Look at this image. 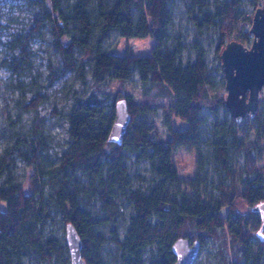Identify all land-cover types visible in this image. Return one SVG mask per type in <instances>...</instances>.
<instances>
[{
    "label": "rangeland",
    "instance_id": "1",
    "mask_svg": "<svg viewBox=\"0 0 264 264\" xmlns=\"http://www.w3.org/2000/svg\"><path fill=\"white\" fill-rule=\"evenodd\" d=\"M79 1L0 0V164L4 156L14 160L10 171H5L0 178V186H6L5 181L10 173L26 195L35 191L42 194L39 198L49 207L51 218L41 222L32 219L30 226L36 235L42 238L55 237L63 245H66L65 223L53 195L59 187V181L64 178L60 166L62 156L71 148L67 115L77 101L92 93L103 99L108 114L112 110L111 95L115 92L131 94L134 102L142 100L143 83L138 64L147 61L155 45L153 36L127 40L118 31L111 30L103 42L104 49L121 57L136 56L138 64L117 68L96 87L92 68L93 45L98 32L91 37L87 49L75 44L70 57L63 50L70 41L82 37L79 25L71 17L74 5ZM227 2L229 0H169L172 22L165 31L167 47L180 50L177 64L181 68L193 65L198 48L204 49L211 98L223 100V104L216 105L214 109L202 108L203 123L196 147L177 145L173 149L178 181L171 184L170 190L178 199L199 195L211 206L225 196L235 181L243 187L256 175L246 169L245 150L233 143L231 135L228 137L231 172H227L216 160L214 142L221 137L223 126L228 129L230 124L234 125L247 143H259L257 172L264 177V132L263 125L257 129L260 123L256 116L261 113L264 121V87L260 90L257 113L254 116L248 113L241 122H236L225 105L227 91L217 49L221 38L219 25H203L200 29L194 19L203 20L205 15L217 14L218 9H222ZM88 3L90 13L96 16L98 0H88ZM263 4L264 0H240L239 10L243 14L236 26L225 35L226 43L244 38L248 32L247 22L251 25L256 9ZM62 14L67 17L64 18ZM243 44L250 46L249 42ZM173 100L171 97L160 98L150 109L136 116L137 120L155 123L157 129L152 135L153 141L167 142L171 138L169 126L173 130L187 128L185 122L170 113ZM34 155L36 159H33ZM125 156L132 189L150 191L160 185L159 177L148 158H140L138 152L133 151H125ZM75 176L81 184L88 181L81 171H77ZM129 194L128 188L118 190L115 202L121 213L95 226V231L106 240L100 251L104 264L121 263L122 251L114 235L120 240L126 235L130 217L134 213ZM82 200L94 216H106L96 195L89 193ZM235 206L236 213L248 219L249 250L251 256H257L260 247L264 249V241L257 234L262 224L260 214L241 199L235 202ZM0 208L6 209V203L0 201ZM221 214L228 216V208H222ZM152 221L156 222L157 218L153 217ZM230 240L227 228H219L217 237L205 239L193 264H221L222 256L228 264H254L252 260H245V251L237 249L236 245L230 246ZM156 250L155 244L145 248L147 263ZM37 256L29 255L25 263L67 264L64 258L69 256V251L54 255L49 262ZM237 258H240L239 261ZM258 264H264V254Z\"/></svg>",
    "mask_w": 264,
    "mask_h": 264
},
{
    "label": "trees",
    "instance_id": "2",
    "mask_svg": "<svg viewBox=\"0 0 264 264\" xmlns=\"http://www.w3.org/2000/svg\"><path fill=\"white\" fill-rule=\"evenodd\" d=\"M168 3L169 0H98L94 17L88 9V0H80L74 5L71 17L79 25L82 37L70 41L63 50L70 57L75 44L87 49L91 37L98 32L93 45L92 68L96 87L117 68L138 64L136 56L121 57L104 49L103 42L111 30L118 31L127 40L153 36L155 45L147 61L138 64L143 83L142 100L134 102L131 94L115 92L111 95L112 110L108 114L103 99L92 93L77 101L76 106L68 113L71 148L62 156L60 166L64 178L59 181L53 197L63 222H72L82 239V256L86 264H104L100 251L106 240L101 233L95 231V226L112 220L121 213L115 202V195L118 190L124 191V188L130 191L134 213L130 217L125 237L120 240L114 233V239L122 251L120 264H173L175 255L172 245L178 238L198 240L202 245L207 237H217L219 228H227L231 237L230 246L236 245L237 249L245 251L246 261L252 260L254 264H258L264 254L263 246L257 256H251L248 241L250 231L247 229L250 224L244 215L236 213L235 206L238 199L249 206L264 201V177L257 172L258 142L247 143L234 125L230 124L228 129L222 127L221 137L214 142L216 160L227 172H231L228 141L231 135L233 143L245 150L246 169L256 175L243 184V187L235 181L225 196L213 206L199 195L178 199L169 188L178 181V171L173 160L174 147H196L200 141L203 123L202 108L214 109L216 105L223 104V100L211 98L207 86L209 76L205 51L202 47L197 50L195 63L186 68L177 64L180 50L167 47L165 31L172 22ZM239 4L240 0H229L222 9H218L217 14L205 15L203 20L194 18L200 29L203 25H219L221 38L218 52L226 44L225 35L241 20L243 12L239 10ZM62 16L67 17L65 14ZM250 41L251 34L247 32L241 42ZM24 61L28 62L26 59ZM164 97L174 99L170 113L185 122L187 128L173 130L169 126L171 138L167 142L153 141L152 135L157 129L155 123L137 120L136 116ZM119 98L127 100L131 113V120L121 144L108 139L115 115L114 104ZM256 116L260 123L257 129L263 125L264 132L261 113ZM216 125L219 126V123ZM125 151L138 152L140 158H148L153 171L159 177L160 185L150 191L132 189ZM33 159H36L35 155ZM13 164L12 158L4 156L0 164V178L5 171H10ZM77 171H81L88 181L81 184L75 176ZM5 182V187L0 186V201L7 205L6 209L0 208V264H26L25 259L31 254L49 262L54 255L66 253L67 245L52 236L42 238L36 235L30 226L32 219L41 222L45 218H51L49 207L39 198L42 194L35 191L26 195L10 173ZM89 193L96 195L101 201L106 213L104 218H97L86 208L82 197ZM224 207L229 210L228 216L221 214ZM153 217L157 218L156 222L152 221ZM154 244L157 250L147 263L144 250ZM221 260V264H228L224 256ZM64 261L70 264V257H65Z\"/></svg>",
    "mask_w": 264,
    "mask_h": 264
},
{
    "label": "water",
    "instance_id": "3",
    "mask_svg": "<svg viewBox=\"0 0 264 264\" xmlns=\"http://www.w3.org/2000/svg\"><path fill=\"white\" fill-rule=\"evenodd\" d=\"M250 32L253 35L249 47L241 41H228L220 52L221 67L225 77V105L236 122L246 114L254 116L257 111L260 90L264 87V4L254 13ZM115 115L109 130V141L121 144L131 120L128 102L119 98L115 104ZM260 214L262 224L259 238L264 241V201L252 206ZM66 245L70 264H86L82 256V239L72 222L65 224ZM198 240L181 237L172 245L175 255L173 264H193L200 252Z\"/></svg>",
    "mask_w": 264,
    "mask_h": 264
},
{
    "label": "built area",
    "instance_id": "4",
    "mask_svg": "<svg viewBox=\"0 0 264 264\" xmlns=\"http://www.w3.org/2000/svg\"><path fill=\"white\" fill-rule=\"evenodd\" d=\"M251 24H252V22H251ZM250 27H251V25H250V23L249 22H247V24H246V29L248 30V32L251 34V36H252V38H251V41H250V45H251V43H252V39H253V35H252V33L250 32Z\"/></svg>",
    "mask_w": 264,
    "mask_h": 264
}]
</instances>
